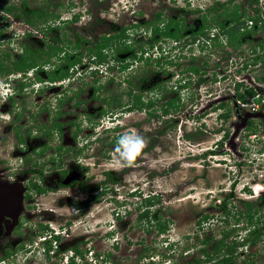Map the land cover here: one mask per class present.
<instances>
[{
  "label": "rangeland",
  "instance_id": "obj_1",
  "mask_svg": "<svg viewBox=\"0 0 264 264\" xmlns=\"http://www.w3.org/2000/svg\"><path fill=\"white\" fill-rule=\"evenodd\" d=\"M20 1L1 0L2 5L0 6H4L7 2L19 4ZM44 1L30 0L29 2L33 8H38L43 5ZM58 2L67 5L59 11L64 19L72 17L74 13L80 14L81 19L79 23L64 25L61 30L51 32L52 36L58 35L67 39L82 36L87 40H97L103 34H115L120 27L131 26L135 22L140 24L150 22L157 14H162L164 20L181 18L186 20L187 24L198 25L201 15L195 13V10L204 8L205 1L50 0L47 10H54ZM69 2L75 6L69 5ZM188 3L191 4L190 7H188ZM190 10L193 12H189ZM12 22L14 26H0V33L2 31L5 33L4 43L1 42L2 48L17 58L24 44H29L34 49L42 47L44 43L41 40L26 38V30H30L27 26ZM55 27H58L57 23L52 25V28ZM144 30L145 28L141 30L140 37L135 39L132 37L131 42H135L136 51H143L147 58L153 57V61L148 65L137 62L138 57L131 58L127 61L130 65L129 70L120 73L116 69L112 70V74H110L111 72L106 71L108 66L105 65L104 68L96 66L84 58L83 64L87 65H82L83 60L78 59L81 61V66L78 67L77 74L73 76L72 83L65 82V85H60V83L32 82L30 84L31 82L27 81L29 86L18 96L13 108L15 113L20 114L16 126L15 124L14 126L10 125V114L0 112V173L4 175L11 169L14 178L10 177V180L15 182L17 169H20V173L22 172L25 162L23 159L28 153H20L16 148L17 128L20 129L19 131L29 147L34 148L47 142V139L40 133L36 135L35 130L39 128L36 125H44L48 119H51V116L48 115L50 111H54L56 95L61 97L62 95L59 94L64 92L62 89L72 90L71 87L85 83L83 97L87 103L83 109L81 108L83 113L94 111L105 105L102 100L91 97L93 82L104 86V89L100 91L103 97H117L123 105H126L127 98L118 97L120 89L116 88V82L120 81H115V79L129 76L131 81L139 84V80L146 75L151 77L153 71L161 72V64H156L157 62L173 60L176 65L164 64L165 67L162 68H169L168 72L157 77L160 79V83L167 87V89L165 88L167 100H171L175 94L171 93V89L177 85L178 78L181 77L184 80L183 72L192 66H197L203 71L202 76L204 77H192V87L186 91L187 93L184 91L180 93L182 99H185L184 106L190 111L185 109L182 113L176 114L178 115L177 120L172 121V119L164 117L154 118L150 115L152 112H132L123 114L124 116H116L115 120L106 116L99 125H96L95 131H97L96 136L98 137L96 138L98 140L92 138L95 141L90 143L89 148L81 155L80 161L90 165L87 173L90 184L96 183L97 186H100L104 182L108 183L106 173L111 172L114 183H108L110 186L106 196H109V199L103 198L93 204L85 215L78 216L76 215L77 211L70 204L71 198L80 194L77 189L67 188L40 195L34 192L35 188H32L31 200L35 208L29 209L26 207L28 203H23V212L20 214H26L25 208L31 211V215L28 216L31 217L24 220L28 226L24 232L30 237H33L34 231L43 232L39 228L40 224L49 223L50 227L55 229L58 234L63 231L62 242L54 243L55 247L78 248L80 252L88 255L87 247L81 244V242H86L93 253L102 256L110 254L111 259L107 261V264H189L200 259L204 262L206 259L202 250L205 248L207 253L212 254L216 242L223 238L224 233L236 226L234 216L238 212H246V207L242 204L243 201L264 203V148L261 141L257 142L255 139V142L251 143L249 139L251 132L260 137L264 136V121L260 120L261 117L254 118L255 124L251 129L243 127L234 137L237 133V124L242 123L246 108H237L232 102H228L230 101L228 97L233 89L232 78L238 74H236L238 70H242V64L251 58L248 50L250 44L229 53V49L219 43H212L213 45L206 47L203 41L192 43L193 37H188L178 50H172L171 47L175 44L169 40L158 44L152 42ZM30 31L38 37L41 36L32 29ZM263 32L264 30L256 32V37L254 36L251 41L252 49L257 47L258 42L261 41ZM48 39L50 43H54L53 39L51 40L50 37ZM59 46L64 47L60 44ZM65 49H63L65 52L73 54L67 48ZM163 55L168 58H164ZM114 64L115 62L110 66H114ZM261 65L257 68L252 66L250 71L252 73L251 86H259L261 91L257 90V92L262 94V99H264V85L260 84L261 82L256 83L257 81L255 82L254 79V76L260 78L264 75V65ZM170 74L172 75L170 76ZM242 75L243 79L251 78L248 70L243 71ZM172 76L173 78L170 79ZM8 78L13 83L16 79L21 78V75L16 74ZM109 80L115 85H110ZM9 81L7 84L10 83ZM98 81L99 83H97ZM7 84L4 82V77L1 76L0 88L9 89ZM219 95L222 100L214 101ZM222 101H225L227 105L224 106V109H217ZM41 102L45 104L42 108L38 105ZM67 108L69 107L67 106ZM227 112L229 119H221L220 115ZM156 114L158 115V113ZM199 116H201L200 119H198ZM72 118L71 113H66L62 120L67 121ZM106 128H110L112 131L104 133ZM29 130L33 132L32 135H29ZM126 132L141 134L145 138L146 145L132 163L121 165L116 163V154L113 149L116 139ZM67 133L69 132L67 131ZM226 134L230 135L228 140L225 138ZM69 138V135L64 137L62 142L66 146H74L75 143ZM88 140V138H82L79 142L87 144ZM55 142L56 140L52 144L57 146L58 144ZM242 144L243 146L247 145L250 153L244 152L245 148H242ZM51 153L48 151L44 160L40 158V164L37 165L42 167L45 164L46 172L52 169L51 165H46L48 154ZM35 160L36 158L33 156L32 162L34 163ZM63 161L68 166H74L76 156L67 154L63 157ZM23 176L22 178H24ZM53 176V174L44 175L46 177L44 180H47L48 183L47 187H56ZM28 178L37 182L41 180L39 175H31ZM18 180L20 179L18 178ZM20 185L23 186L22 183ZM21 188L23 189V187ZM230 193H233V198L229 200L227 206V210L232 214L229 217L224 214V211H221L219 206L220 201L222 203V200L227 198ZM152 198H155L152 201L154 202L152 206L143 202L145 199ZM146 206L151 212V223L142 221L140 218L142 212L147 209ZM40 212L44 216L41 217ZM45 213H48L47 216ZM34 214L36 215L33 216ZM203 215L211 216L212 220L203 229H198V221ZM155 217L170 221L169 230L164 234L158 233ZM223 218H228L229 222L227 223ZM257 220L259 223L256 228L264 230V210L261 215L256 216L254 222ZM8 222L6 221V225L3 224L0 227V255L16 238L11 239L10 234H5V230L2 231L4 226L10 228L12 224L11 228L13 229L17 225V221ZM69 222V227L60 228ZM244 226L243 222L237 226L238 232L240 231L237 237L239 245L246 237L247 232L243 230ZM4 236L6 237L4 238ZM233 236L231 235L227 239L230 246L233 245ZM33 238L37 239L35 235ZM208 239L211 242L207 241L203 245V241ZM39 240L37 239V241ZM43 249L44 247L41 246L36 252L33 250L31 254H28L27 256L32 258L30 262H27L29 257L25 260L26 256L23 254L17 262L19 264H59V259L49 260V262L45 260L42 257ZM223 255L224 252L219 255L214 254L211 262L203 264H215L222 260ZM233 256L235 259L230 264H264V234L253 247L236 246ZM90 260L91 263L80 260L78 264H102L97 262L96 258L91 257Z\"/></svg>",
  "mask_w": 264,
  "mask_h": 264
},
{
  "label": "flooded vegetation",
  "instance_id": "obj_2",
  "mask_svg": "<svg viewBox=\"0 0 264 264\" xmlns=\"http://www.w3.org/2000/svg\"><path fill=\"white\" fill-rule=\"evenodd\" d=\"M25 1H27L28 6L26 8L27 9L26 13H24L25 15L23 17L24 20L29 19V17L31 16L28 13L30 10L45 9L47 12L49 11L47 10V4L49 3L50 0H45L43 5L38 8H33L29 2L30 0H25ZM203 1H205L204 8H201V10L197 8L195 10V13H199L201 15L199 16L200 23L198 25L195 24V26L193 24H187L186 20H183L181 18L164 20L162 18L163 17L162 14H157L155 18L150 22H158V24H161V26H165L166 24H172L174 26H177L179 24V26L182 28V32H181L182 37L180 39H174L171 37L163 38L162 40H159L157 44L163 43L164 41L166 42L169 40L170 42H172V44H175L173 47H171L172 50H178V48L183 44V41L185 39H188V37H193L192 43H196V42L199 43L200 41H203L206 47L219 43V45H223V47L228 48L229 53L240 50L241 48L245 47L247 44H250L249 46L250 49L248 50L251 54L250 56L251 58L248 62H245L244 64H242V70L241 71L238 70L236 72V74L237 73L238 74L234 75V77L232 78L231 82H232L233 89L231 90L232 93L228 97V100H230L228 101L229 103L232 102V104H234L237 108H242L239 105V102H242V103H245V102L239 99L238 92L241 94H245L247 90L252 89V88H254L255 90L261 91L259 86L257 85L251 86L252 73L250 71L252 69V66L257 68L260 64H262L261 66L264 65V50L262 51L259 49L260 45L263 43V40H264V32L262 34L261 41L258 42L257 51H255L254 49L255 47H253L252 49V42H251L256 32L259 33L260 30H264L263 29L264 28V0H203ZM70 3L72 2L68 3L69 5H72V7L75 6L74 4H70ZM9 4H14V3L7 2L4 5V7H8ZM0 5H2L1 0H0ZM14 5L20 6L21 1L19 4L15 3ZM56 5L57 6H55L53 11H54V14L58 16V18L55 17L54 19H50L48 18V13H47L46 15L47 17H44L42 20L41 19L35 20V22L37 21L35 25L40 26V27H35V25L26 23L22 18L14 16L13 13H9L5 11L0 6V11L2 12V13L0 12V26L1 25L14 26L12 21L25 25L30 30L32 29L33 31H35L36 33L42 36V37L41 36L38 37L35 34H33L30 30L29 31L26 30L27 34L30 35L29 37L25 35L26 38L37 39V40L39 39L41 40V42L44 43L42 47L39 49H47V47H51V48L54 47L55 49H57V51L61 53L60 54L61 57H65L68 54L76 60L82 59L83 61L81 64L84 65L85 64V63L83 64L84 58L88 59L89 57L87 51L80 50L79 51L80 54L74 53L72 51L71 52L73 54L66 53L65 51L62 50V49L66 50L65 49L66 47L65 48L60 47L59 43L56 41H54V43H50V40L48 39L50 36H48L45 33L47 27L49 26L52 27V25L56 23L58 24V27H55L57 28V30L54 29V31L61 30L62 26L64 25L76 24L80 22L81 15L77 13H74L72 17L70 18L64 19L59 11L61 10V8L67 7V5L62 2H58V4ZM190 6L191 4L188 3V7ZM20 7L22 8V6ZM189 12H193V11L190 10ZM150 22H146L145 24H140L139 22H135L131 26L139 25L138 28L140 30L136 29V31H139V34L141 35V30L144 29L146 24ZM128 27L130 26L120 27V28H128ZM40 28H42V31ZM134 30L135 29L127 30L126 34L128 36L125 39L127 44L129 43V41H131L132 37L133 39H135L136 37H140V35L138 36L135 35ZM186 30L188 31L187 33H186ZM199 31H202L203 35H194V33H198ZM108 34L111 35L112 33H108ZM234 35L237 36V39H233ZM101 36L97 40H87L82 36H78L77 38H70V39L75 41V40L80 39V37H82L85 42L91 41L89 48H93V43H96L101 38ZM4 37H5V33L2 31L0 33V77L1 76L4 77V82H6V84L9 81L8 77L12 75L20 74L21 78L16 79V81H14L13 83L9 81L10 83L7 84L10 87L9 89L0 88V112L8 113L11 116H13V117L10 116V125L14 126L15 124L16 126V121L20 119V116H19L20 114L15 113L13 108L15 107L16 99L18 98V96L23 92V90L26 89L27 86H29V84H27V81L31 82L30 84H32V82H38L37 81V75H38L40 78L43 79V82L39 81L38 83H47L46 80L48 79V73H47L48 71H54L56 67L58 68L60 66L65 68L66 65H64V62L54 59L52 61L51 66L45 65L42 67L44 69H42L41 71H38V68H36V71L35 69L30 70L28 72L14 71L15 63L17 60L20 59V54H23L24 50L21 48V53H19L17 58H15L12 53L6 51L5 48H2L3 46L1 42L4 41ZM59 38H62V37H59ZM50 39L52 40L51 37ZM215 39H217V41H215ZM152 42H155V41H152ZM29 46L33 48L31 45ZM35 49H38V48H35ZM108 52H110L107 57L108 63L105 64L106 66H108V68H106V71L108 73L116 69L120 73H123L124 71L130 69V65L127 63V61L131 58L136 59L135 57L131 56L132 52H122V53H117L113 51H108ZM108 52L106 53L108 54ZM81 53L83 55H81ZM142 54H143V59L140 60L142 57L141 56ZM252 54H253V58H252ZM2 55H5L3 56L5 57L4 59H2L3 58ZM163 56L164 58H168L165 55ZM116 57L120 60H117ZM137 57H138L137 62L146 64V65L150 64L152 61L151 59L153 58L151 56L147 58L144 55L143 51H140V52L138 51ZM255 58L258 59V63L257 65H252V60ZM148 60H149V63H147ZM88 61L90 62L89 59ZM114 62H115L114 66H110V64H113ZM2 63H3V66H2ZM156 64H159V65L161 64L160 65L161 72L159 73L156 70L153 71V73H151L152 75L151 77L149 75H146L144 78L139 80V84L132 81L133 83L130 85L126 81L129 79V76L125 78L120 77L118 79H115V81L116 80L120 81V82H116L117 83L116 88L120 89V91H118V97H126L127 98L126 105H123L121 100H118L119 98L117 97H112V96L103 97L100 91L104 89V86H99L98 84H95L93 82V86L91 87V97L95 99L97 98L96 100H102L103 104L105 105L97 108L94 111L91 110L89 112L86 111L83 113L81 112V108L83 109L85 107V104L87 103L86 99H84L83 97L84 95L83 91H85V86H86L85 83H82L76 87H71L72 90L62 89L64 92L59 94L62 96L60 97L56 95V98H55L56 105H55V108L53 109L54 111L49 110L50 113L48 116H51L50 117L51 119L50 120L48 119V122L45 123L44 125H41V126L36 125L39 128L35 130V133H37L36 135L40 133L41 136L47 139L46 140L47 142L45 144L36 146L34 148L29 147V145H26V140L25 138H23L21 132L19 131L20 129L18 130L17 128L16 148L20 153L23 152V153H28V154H26L25 158L23 159L25 162L23 164L22 172L20 173L19 171L20 169H17V173L15 174L17 175V180L15 182L10 180V177L14 178V175L11 173V169L9 173L6 172L4 175L0 173V227H2L3 224L6 225L5 224L6 221H9L8 223L17 221V225L15 226V228L12 229L11 228L12 224H11L10 228L8 226H4L2 231L5 230V234H10L11 239H13V237H16L18 238V240H15L16 238L13 239L14 240L13 243H10L9 244L10 246L5 248V250L3 251V254L0 255V264H19V262L17 261L19 257L21 256V254L26 256L25 258L26 260L29 257L27 256L28 254H31L33 250H35L36 252L41 246L44 247L42 257L45 260H48V262L49 260L59 259L60 260L59 264H78L80 260L91 263L92 262L90 260L91 257L94 259L96 258V261L102 264H107V261H110L111 256L109 253L105 254L104 256L95 254L91 251V248L88 247V244L86 242H81V244L87 247L86 249L88 251V255H85L83 252H80L78 248L75 249V248L68 247L64 249L61 247L60 248L55 247L54 243L62 242L63 231H60V233L58 234V232H56L55 229L50 227L49 223L40 224L39 228L43 232L34 231L33 234L31 233L33 237L35 235V237H37L38 240L40 239L39 241H37V239L34 240L33 237H30L29 235H27V233L24 232V230H27L26 227L28 226L25 224L24 220H28V218L31 217V216L28 217L29 215H31L30 214L31 211L29 209H31L32 207L35 208L32 205L33 203H32L31 197L33 195V192L31 189L35 188L34 192H37L40 195H45L49 193L50 191L62 190V189H67V188L77 189L78 193L80 194L78 196L75 195L74 197H72L70 204L75 208V210L77 211L76 215L78 216L82 214L85 215L87 210L90 209V207L93 204H96L97 202L101 201L103 198H105V200L109 199V196H106L107 191L109 190L108 187L110 186V185L108 186V183L109 184L114 183L112 181L111 172L106 173V175L108 176V181H109L108 183L104 182V184H101L100 186H97L96 183L90 184L89 179L87 178V173L89 171L90 165L84 164L80 161L81 155L84 153L85 150L89 148L90 143L92 144L93 141L98 140V138H96L98 137L96 136L97 131H95L96 125H99V123L102 122L103 119L106 118V116L109 119L115 120L116 116H119V115L122 116L123 114L132 113V112H141V113L142 112H147V113L152 112V114L150 115L154 118L159 119L160 117L161 118L164 117V118L172 119V121H175V119L176 120L178 119V115L176 114L182 113L183 110L186 109L183 103L185 99H182V97L180 96V93L183 91L184 92L189 91V89L192 87V77H195V76H199L200 78L204 77L202 76L203 71H201L197 66H192V67H197L199 69L198 74L194 73L193 71H186V70H189V68L186 69L182 74L185 77V79L183 80L181 77H179L177 80V85L171 89V93L172 92L175 93L174 98L171 100H167V93L165 90V88L167 89V87L162 85L160 83V79L157 77L160 76V74H166L168 72L169 68L167 67L162 68V67H165L164 64H168L169 66H174L176 64L175 62H173V60L171 61L166 60V62H159V63L157 62ZM105 65L104 66L96 65V66H101L104 68ZM80 66L81 65H78V66L76 65L71 70L72 76L77 74V70L79 69L78 67ZM245 70H248L250 73L249 77L251 78L249 80L243 79L244 77H242L243 76L242 72ZM8 71H11V72L8 74ZM41 74H43V76H41ZM110 74H112V72ZM171 75L172 74H170V76ZM262 77L259 78L257 76H254L255 82L256 81H257L256 83L261 82L260 84L264 85V81H261ZM172 78L173 76L170 79ZM73 80H74V77H72L71 79H67V80L55 81L52 84L60 83V85H65L64 84L65 82L72 83ZM109 82H111L110 85H115V83L112 82L111 80H109ZM97 83H99V81ZM14 84H17V85L14 87L13 86ZM22 86L23 88H21ZM137 100L139 101L140 104L143 105V107L140 109H136L134 107V104H136ZM217 100H222V97H220L219 95L216 99H214V101H217ZM251 100L252 99H248L247 103L251 102ZM223 104H226V102L222 101L219 104V107H217V109H220V110L224 109L225 107H221ZM38 105L40 106V108H42L44 107L45 104L41 102V103H38ZM67 106L69 108H67ZM175 106L178 107V110L175 108ZM132 107L133 109L129 110V108H132ZM161 109H163V111H161ZM187 111H190V109H188ZM244 111H245L244 117L247 115H251V114H261L262 116L260 120L264 121V103L260 105V108L258 109L256 113L250 112L247 108ZM66 113L67 114L71 113V115H73V118L67 121L62 120V118L66 115ZM156 113H158V115ZM200 117L201 116H199L198 119H200ZM220 118L227 120L223 118L221 115H220ZM238 121H241V120H238ZM254 121H255L254 119H249V121L245 123L244 127H247V129L249 128L251 129L252 124H255ZM241 126H243V122L239 125L237 124L236 129L238 132L241 130ZM67 131L69 133H67ZM110 131H112V129L106 128L104 133L105 132L108 133ZM32 133L33 132L29 130V135H32ZM68 135L70 137L69 139H71L75 143L74 146H66L62 142L64 137ZM234 137L236 136L234 135ZM82 138L89 139L87 144H82L79 142V140ZM92 138H96V139L93 140ZM228 139L229 137L227 138V140ZM55 140H56L55 143L58 144L57 146H54L53 145L54 143L52 144V142H54ZM27 149L29 150L27 151ZM48 151H51L52 153L48 154L49 156L47 158L46 165L47 166L51 165L50 167L52 169L49 172H46V170H44L45 164L42 167H38L37 165L40 164L39 162L40 158L44 160L43 158L45 154L48 153ZM246 151L250 153V150L247 147H245L244 152ZM67 154H71L73 157L76 156V164L74 166L72 165L68 166L64 163L63 157L67 156ZM33 156L36 158L34 163L32 162ZM45 174L54 175L53 177L55 178V181H56L54 182L56 184L55 188L46 186L48 183H47V180H44L46 179V177H44ZM22 175H24L23 176L24 178H22ZM31 175H37V176L39 175L41 180L37 182V181L32 180L31 178H28ZM18 178L21 181L18 180ZM21 183L23 184V186L20 185ZM21 187H23V189ZM23 203H26V204L28 203L26 207L29 208V209L25 208L26 214L24 215L23 213L20 214L21 212H23L22 211ZM40 214H41L40 215L41 217L44 216L42 215V212H40ZM47 214L48 213H45V216H47ZM35 215L36 214H34L33 216ZM209 222L205 223L203 225V228ZM69 226H70V222L66 223L60 228L65 229ZM43 235H46V236H43ZM5 237L6 236H4V238ZM253 246L254 245H252V247ZM97 256L99 257L97 258ZM31 259L32 258L29 257L27 259V262H30Z\"/></svg>",
  "mask_w": 264,
  "mask_h": 264
},
{
  "label": "trees",
  "instance_id": "obj_3",
  "mask_svg": "<svg viewBox=\"0 0 264 264\" xmlns=\"http://www.w3.org/2000/svg\"><path fill=\"white\" fill-rule=\"evenodd\" d=\"M22 6V8L20 7ZM14 5V4H9L8 7H2V9H4L5 11L9 12V13H13L14 16L22 18L25 16L24 13H26L27 11V6L28 3L25 0H21V5ZM29 15H31L29 17V19L24 20L26 23L28 24H32L35 25L37 23V21L35 22V20L38 19H43L44 17H47V13H48V18L50 19H54L55 17L58 18L57 15L54 14V11L52 10L50 11H46L45 9H41V10H30ZM35 27H40V26H36ZM139 25L137 26H130L128 28H118L117 32L115 34H105L103 36H101V38L96 42L93 43V48H89V45L91 44V41L85 42L83 40L82 37H80V39L78 40H71V39H67L65 38H59L57 35L52 36L51 32L54 31V29L57 30V28H52L51 26L46 28L45 33L50 36L54 41L58 42L59 44L63 45L64 47H66L67 49H69L70 51L74 52V53H78L80 54V50H85L88 52V59L90 60L91 63L95 64V65H101L104 66L105 64H107V57L109 55L110 52L108 51H113V52H117V53H122V52H132L131 56L132 57H137V52L134 48L135 42H131L129 41V43L127 44L125 39L127 38V30L129 29H135L134 33L136 36L140 35L139 31H136V29L138 28ZM42 31V28H40ZM140 30V29H139ZM144 32L150 37L151 41H155L156 43L159 40H162L163 38H174V39H180L182 37L181 32H182V28L179 26V24L177 26H174L172 24H166L165 26H161V24H158V22H150L148 24H146L145 26V30ZM194 35H203L202 31H199L198 33H194ZM27 37H29V34H26ZM233 39H237V36L234 35ZM142 40V39H140ZM215 41H217V39H215ZM236 42V41H235ZM153 45V44H152ZM151 45V46H152ZM153 47V46H152ZM22 49L24 50L23 54H20V59L16 61L15 63V70L14 71H20V72H28L30 70H34L36 71V68H38V71H41L43 66L45 65H52V61L58 60L61 62H64V65H66L65 68H63L62 66L60 67H56V69L54 71H48V79L46 80L47 83H54L55 81H61V80H67V79H71L72 73L71 70L77 65H81L80 60H76L73 57H71L70 55H66L65 57H61V53L59 51H57V49H55L54 47H47V49H33L31 48L28 44L23 45ZM255 51H257V47L254 48ZM260 50H264V40L263 43L260 45ZM63 50V49H62ZM64 51V50H63ZM108 52V54L106 53ZM67 53V51H66ZM81 55H83L81 53ZM114 55V54H113ZM141 59H143V54L141 55ZM117 60H120L116 57ZM150 59V58H149ZM152 60V59H151ZM153 61V60H152ZM149 63V60L148 62ZM258 63V59H253L252 60V65H257ZM3 66V63H2ZM186 71H193L194 73L198 74L199 73V69L197 67H191L189 68V70ZM11 71H8V74ZM37 81L39 82H43V79L40 78L37 75ZM130 85L133 83L130 79L126 80ZM264 81V76L262 77V80ZM23 88V86L21 87ZM259 93L257 92V90H255L254 88L249 89L246 91L245 94H241L238 92V97L240 100H242L243 102L247 103L248 99H254ZM262 101L261 96L256 100V102L260 103ZM226 106V104H223L221 107ZM134 107L136 109H140L143 107L142 104L139 103V101L137 100L136 104H134ZM173 107V106H172ZM175 108L178 110V107L175 106ZM132 108H129V110H132ZM223 118L228 119L229 118V113H225L221 115ZM254 124H252L253 126ZM250 129V128H249ZM227 136L225 137L227 139V137H229V134H226ZM220 146L222 147L223 144L221 143ZM233 193H230L229 196L225 199L222 200V203L220 201V209H222L221 211H224V214L227 216H231L232 214L227 210V206L229 203V200L231 198H233ZM152 199H146L145 201H143L144 203H148L151 206L154 205V202H152ZM242 204H244V206L246 207V212H238L237 215L234 216V221L236 222V226L234 228H232V230L227 231L226 233H224V236L221 240L216 242V245L213 248V253H207V251L202 250L203 251V256L205 257L206 261L204 260V262L200 259V260H194L193 263H189V264H203L205 262H211L212 258L214 256V254H218L224 252V255L222 257V260L219 262H216L215 264H230L233 262L234 258V254H235V247L236 246H248L251 247L252 245H255L259 239L262 237V235L264 234V230H262L261 228H256L259 220H257V222H254L255 218L257 215H261V212L264 210V203L260 204L259 202H250V201H243ZM258 206V207H257ZM147 209L144 210L143 214H141V219L144 220L145 222L151 223L150 220V215L151 212L148 209V206H146ZM227 223L229 222L228 218H223ZM157 221V228H158V233L159 234H164L165 232H167L169 230V225H170V221H165L160 217H155V219ZM212 220L211 216L208 215H203L199 221H198V229H202L203 225L209 221ZM241 222L245 223V228L243 230H245L246 233V237L242 239V241L240 242L241 244L239 245L237 243V237H238V233H240V231L238 232L237 230V226H239L241 224ZM236 231V233H235ZM233 236V245H229L227 243V239L230 236ZM212 238V237H211ZM210 238V239H211ZM207 241L211 240H204L203 241V245L207 243ZM236 242V243H235ZM227 249V250H226Z\"/></svg>",
  "mask_w": 264,
  "mask_h": 264
},
{
  "label": "clouds",
  "instance_id": "obj_4",
  "mask_svg": "<svg viewBox=\"0 0 264 264\" xmlns=\"http://www.w3.org/2000/svg\"><path fill=\"white\" fill-rule=\"evenodd\" d=\"M145 138L136 132H126L120 135L115 142L114 153L117 164L132 163L145 148Z\"/></svg>",
  "mask_w": 264,
  "mask_h": 264
},
{
  "label": "built area",
  "instance_id": "obj_5",
  "mask_svg": "<svg viewBox=\"0 0 264 264\" xmlns=\"http://www.w3.org/2000/svg\"><path fill=\"white\" fill-rule=\"evenodd\" d=\"M262 97V95L258 94L254 99L251 100V102L249 103H242V102H239V105L242 107V108H248L250 112L252 113H256L258 111V109L260 108V105L262 103H264V99H262V101L260 103L256 102V100L259 98V97ZM251 140V143L252 141L255 142V139L258 141H261V145L262 147L264 148V136L260 137L259 135L257 134H252L251 132V136L249 138ZM250 143V142H249ZM247 147L246 146H243L242 144V148H245ZM248 148V147H247Z\"/></svg>",
  "mask_w": 264,
  "mask_h": 264
},
{
  "label": "water",
  "instance_id": "obj_6",
  "mask_svg": "<svg viewBox=\"0 0 264 264\" xmlns=\"http://www.w3.org/2000/svg\"><path fill=\"white\" fill-rule=\"evenodd\" d=\"M261 116H262L261 114H251V115L245 116L244 118H242L243 126H241V128H243L245 126V123H247V121H249V119H254V118L256 119V118H259ZM237 134H238V131L235 134V136H237Z\"/></svg>",
  "mask_w": 264,
  "mask_h": 264
}]
</instances>
